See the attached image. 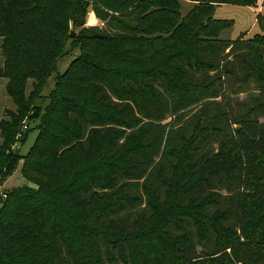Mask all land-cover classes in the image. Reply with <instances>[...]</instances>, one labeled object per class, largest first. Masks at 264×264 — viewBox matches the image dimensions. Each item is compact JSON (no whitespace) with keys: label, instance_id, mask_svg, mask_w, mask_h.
Here are the masks:
<instances>
[{"label":"trees","instance_id":"obj_1","mask_svg":"<svg viewBox=\"0 0 264 264\" xmlns=\"http://www.w3.org/2000/svg\"><path fill=\"white\" fill-rule=\"evenodd\" d=\"M190 1L181 15L180 0H107L134 2L123 14L94 8L117 31L74 36L51 6L33 19L39 0H0L4 46L29 25L36 44L60 47L59 34L80 50L45 109L29 110L17 73H3L40 132L20 155L8 148L18 117L0 125V181L23 157L31 183L0 195V264H264V17L251 37L221 38L233 19L215 7L257 0ZM229 78L257 90L241 114ZM142 196L149 213L126 226Z\"/></svg>","mask_w":264,"mask_h":264},{"label":"rangeland","instance_id":"obj_2","mask_svg":"<svg viewBox=\"0 0 264 264\" xmlns=\"http://www.w3.org/2000/svg\"><path fill=\"white\" fill-rule=\"evenodd\" d=\"M106 2L107 0H39L40 6L37 8V11H35L33 19L46 17L47 10L50 11L52 7L56 10V13H60V17L66 19L68 23V35L72 33L74 36H77L85 29H91L93 27L113 33L117 30L113 26H108L104 20L96 17L94 8L99 7L106 11H109V9L113 11L116 10L123 14L128 12L134 6V2L128 6H119L117 4L111 6L107 5ZM180 2V13L181 15H184L189 10L190 4H187L184 0H180ZM257 4V7L234 4H221L216 6L214 12L215 18L233 19V25L222 30L219 36L221 38L234 39L240 34H244V37L246 38L258 33L260 28L256 22V15L260 12L264 17V0H258ZM71 18L74 20H71ZM30 29L31 27L29 25L25 30L20 28V36L11 39L8 42V46H4V38L0 37V125L3 122H5V124H10V116L13 118L18 117L19 123L15 130L17 132L13 140L9 142L11 144L8 148L9 153L18 152L20 155H25L31 145L37 143V135H39L38 133L40 132H38L40 116L32 117L33 113L31 111L26 112L17 107L11 97L7 94L6 87L12 81V85H14L16 90H19L18 84L17 82H14L11 77L3 76V73H6L8 67H12L14 72L17 73L19 81L23 82V89L22 91H19L27 102L29 110L35 105H37L38 108L45 109L49 106L52 100L56 97L57 99L61 97L60 95L62 92H55L56 82L58 80H67L68 76L65 78H62L61 76L70 68L72 61L80 53L79 47L71 46L70 38L68 39L67 37L65 39V37L60 36L55 32L51 34L50 37L57 34L53 36V39L62 41L60 47L52 46V42L45 36H39L41 44H36L33 40L34 37L29 34ZM33 31H35V29ZM43 31V28H41L40 33ZM37 47L39 48L36 51ZM31 55L35 56L36 59H33ZM11 56L17 58L15 63L11 62ZM77 75H79L78 72L72 74L73 77H76ZM40 81L43 82V85L39 84ZM226 84L228 92V107L229 109L231 108L233 114L237 112L241 114V111L245 110L242 109L241 104L246 103L250 96L257 94L254 83L248 81L239 84L235 79L231 80L229 78ZM54 95L56 96L55 98H53ZM42 112L43 111L41 110V114ZM6 121L8 122L6 123ZM54 131L56 132V130ZM47 136L48 135H45V137ZM104 140L105 139L102 141ZM0 143H6V140H4V137L2 136L1 129ZM93 151L96 152V150ZM76 154L79 159L84 157L80 152H76ZM22 163L23 157H20L14 171L0 181V195L4 198L6 193L15 187L31 184L21 175L20 170ZM42 178L46 181L45 176ZM135 192L142 195L140 187H138ZM142 199L143 200L135 204L133 208L127 207V209L123 211L122 216L124 218L120 221L126 226L132 225L135 217L149 213V209L144 200L145 197L142 196Z\"/></svg>","mask_w":264,"mask_h":264},{"label":"crops","instance_id":"obj_3","mask_svg":"<svg viewBox=\"0 0 264 264\" xmlns=\"http://www.w3.org/2000/svg\"><path fill=\"white\" fill-rule=\"evenodd\" d=\"M184 1H186L187 4H190V8H191V7L193 6V4H194V3H193L192 1H190V0H184ZM257 1H258V0H257ZM191 3H192V4H191ZM257 5H258V4H256V7H257ZM248 7H252V6H248ZM190 8H189V9H190ZM214 12H215V10H214ZM213 16H214V14H213Z\"/></svg>","mask_w":264,"mask_h":264}]
</instances>
